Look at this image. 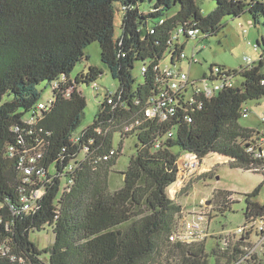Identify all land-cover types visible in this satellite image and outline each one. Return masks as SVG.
<instances>
[{
    "label": "trees",
    "instance_id": "1",
    "mask_svg": "<svg viewBox=\"0 0 264 264\" xmlns=\"http://www.w3.org/2000/svg\"><path fill=\"white\" fill-rule=\"evenodd\" d=\"M118 11L121 35L115 39ZM245 13L251 25L264 28V0H215L207 14L198 0H0V100L8 96L0 104V264H264L261 253L239 262L248 242L232 234L210 248L206 239L171 241L184 215L168 193L184 153L200 160L221 154L233 167L264 175V159L247 151L258 130L240 123L247 103L264 97V36L256 42L261 52L255 63L238 69L212 64L203 75L208 81L227 77L231 86L206 96L190 83L175 94L172 115L160 120L144 113L148 97L167 80L156 66L179 65L189 38L216 34L224 17ZM180 28L184 32L170 43ZM188 29L198 33L191 37ZM92 42L99 44L101 61L118 86L113 102H107L108 91L92 124L75 134L86 106L80 85L92 86L103 72L88 64L71 76L79 61H88L84 48ZM136 61L146 67L141 82L131 72ZM42 81L50 85V108L29 124ZM128 136H135L136 151L119 172L123 185L110 190L109 174ZM37 149V164L49 181L36 179L33 186L22 181L18 158ZM31 187H42L41 199L33 210L13 215L20 189ZM258 190L245 195L244 225L251 230L264 218V201L252 199ZM213 202L222 212L231 194L214 192ZM46 225L53 242L39 248L29 232Z\"/></svg>",
    "mask_w": 264,
    "mask_h": 264
},
{
    "label": "rangeland",
    "instance_id": "2",
    "mask_svg": "<svg viewBox=\"0 0 264 264\" xmlns=\"http://www.w3.org/2000/svg\"><path fill=\"white\" fill-rule=\"evenodd\" d=\"M198 4L201 11L207 14L215 7V0H198ZM177 8V6H174L172 11H176ZM141 9H145V5H142ZM121 15L120 11L116 12L115 39L121 35ZM250 20L248 13L238 17L227 16L221 20L222 27L216 34L203 37V34L199 33L196 38H189L183 47L186 58L178 63L181 69L186 72L193 82L201 86L204 82L202 76L208 72L212 64L222 65L229 69H238L247 65L246 56L250 57L252 61H256L259 58L261 49L259 48L257 51L255 46L257 41L261 42V37L264 36V28L260 24L257 26L251 25ZM183 39L182 37L181 40ZM84 52L88 55V61H79L75 65L71 76L74 77L77 73L85 71L88 64L100 68L103 72L95 79L98 86L97 90L85 83L80 85L81 93L86 100V106L83 109L82 122L75 129V134L80 133L83 128L92 124L104 95L108 91L116 90L118 86V80L111 77L108 69L101 61L99 44L97 42L88 44L84 48ZM192 57H194L195 62H193ZM142 65V61H136L131 70L135 82H141L143 79ZM49 87L47 81H42L36 85L37 90L41 92L40 101H45L51 93ZM6 98H8L7 95L0 100V104ZM247 107L250 111L248 116L240 119L241 125L256 130L262 129L264 127V97L249 101ZM119 137L117 134L114 136V147L117 146ZM135 142V136L124 138L121 153L112 166V172L109 174L110 190L123 185V176L119 172L126 169L129 157L135 154ZM173 150L177 151V148H173ZM218 155L222 158L212 163H207L206 159L215 156L212 153L206 155L201 160V164L194 175L183 182L177 181L168 188L170 197L181 204L185 218L191 217L194 213L206 214V219H208L207 248L215 246L217 240L219 244H222L223 238L221 239L220 236L223 237L229 230L246 223L244 215L246 194L251 193L258 187V194L252 199L258 203L264 201V175L261 172L233 167L228 158L221 154ZM206 173L208 174L203 177ZM217 191H225L231 194L232 202L222 212L214 208L216 204L213 202V193ZM29 239L39 248L47 247L53 242L52 229L46 225L39 231H30ZM252 240L256 241L257 236L253 234ZM260 253L264 254V248Z\"/></svg>",
    "mask_w": 264,
    "mask_h": 264
},
{
    "label": "built area",
    "instance_id": "3",
    "mask_svg": "<svg viewBox=\"0 0 264 264\" xmlns=\"http://www.w3.org/2000/svg\"><path fill=\"white\" fill-rule=\"evenodd\" d=\"M184 32L180 28L177 32L173 33L169 42H174L178 39L179 34ZM187 33L189 36L194 37L198 33L195 29H188ZM186 56V55H185ZM183 54L181 57H185ZM193 60V59H192ZM194 61V60H193ZM245 61L247 65H251L256 61H252L250 57L246 56ZM160 68V74L166 77L165 83H160L159 89L156 92H153L147 99V106L144 109V113L148 118H159L164 120L168 115H172L175 111V107H178V99L174 96L179 94L180 90L187 86V84H194L196 92H202L206 96L212 95L214 92L220 90L225 86H231L230 80L223 77V80L220 81H208L202 76L203 85L199 86L181 69L180 65L170 66L168 61L165 62ZM146 67L141 68V72L144 73ZM214 74L219 72V67L215 66L213 68ZM159 74V75H160ZM54 86H58L57 82L54 83ZM94 90L98 89L97 84L94 82L92 84ZM114 92H108L109 98L107 102L110 104L113 102ZM52 98L49 97L46 101H39L35 106V111L31 112L30 116L27 118V123H33L41 112L46 111L50 108ZM250 109L245 106L242 112L243 117L248 116ZM264 116V115H263ZM264 119V118H263ZM139 121L136 120L134 123H128L124 125V132L131 130L135 125H138ZM75 141L78 137L73 138ZM13 147H9V155L13 154ZM40 150H34L33 152L26 153L25 155L19 154L18 166L22 172V181L28 184H35V180L48 178L46 175V169H43L40 165L37 164L39 158L41 157ZM247 151L253 154L254 158H263L264 159V127L257 131L254 141L248 145ZM214 156H220L215 155ZM222 158V156H221ZM202 160V159H201ZM201 160L197 155L193 153H184L177 160V179L176 183L183 182L189 179L194 175L196 169L199 168ZM74 169L73 164H68V170ZM174 182V183H175ZM173 183V184H174ZM172 184V185H173ZM171 185V186H172ZM34 186V185H33ZM43 195L42 187H31V188H22L19 191V196L16 204L11 205V211L13 215H21L27 213L35 207L38 200L41 199ZM205 225V226H204ZM248 232V233H247ZM228 235L232 234L235 237L244 239L245 242H248V245L244 247V252L239 260V262L251 261L253 254L260 253L262 248H264V218H258L256 224H253L252 230L245 227V225L237 226L235 229L229 230ZM251 234V235H250ZM257 236V240H251L252 235ZM208 237V219H206L205 213H194L191 217L185 218L182 217L179 222L176 230L170 236L171 241H180L184 243H194L200 242L207 239ZM14 258V256L12 257Z\"/></svg>",
    "mask_w": 264,
    "mask_h": 264
},
{
    "label": "bare ground",
    "instance_id": "4",
    "mask_svg": "<svg viewBox=\"0 0 264 264\" xmlns=\"http://www.w3.org/2000/svg\"><path fill=\"white\" fill-rule=\"evenodd\" d=\"M221 158V156H215V157H212V158H208L206 159V162L207 163H212L213 161H217Z\"/></svg>",
    "mask_w": 264,
    "mask_h": 264
},
{
    "label": "water",
    "instance_id": "5",
    "mask_svg": "<svg viewBox=\"0 0 264 264\" xmlns=\"http://www.w3.org/2000/svg\"><path fill=\"white\" fill-rule=\"evenodd\" d=\"M215 154H217V153H215ZM212 155H213V153H212ZM218 155V154H217ZM226 157V156H225ZM226 158H228V157H226Z\"/></svg>",
    "mask_w": 264,
    "mask_h": 264
}]
</instances>
